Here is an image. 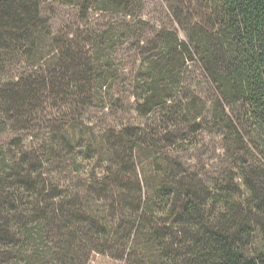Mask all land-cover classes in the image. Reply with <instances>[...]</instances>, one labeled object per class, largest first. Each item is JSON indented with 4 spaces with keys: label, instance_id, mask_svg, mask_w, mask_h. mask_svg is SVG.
<instances>
[{
    "label": "trees",
    "instance_id": "trees-1",
    "mask_svg": "<svg viewBox=\"0 0 264 264\" xmlns=\"http://www.w3.org/2000/svg\"><path fill=\"white\" fill-rule=\"evenodd\" d=\"M85 1L84 12L124 21L107 22L104 29L98 25L89 35L91 46L82 48L56 35L41 0H0V67L7 61L14 66L4 84L0 135L8 122L32 117L51 100L78 109L86 102L106 108L114 97L116 44L133 38L144 67L133 99L140 112H162V128L159 135L149 134L146 124L94 132L87 147L109 165L106 174L75 165V154L72 173L82 179L66 187L42 173V158L57 155L53 149L25 153L18 161L0 143V264H80L91 252L113 250L114 240L116 245L130 241L138 221L145 227L142 248L151 264H264V182L255 175L264 173V0L173 5L172 25L181 34L163 27L152 40L140 28L148 25L139 18L142 4ZM148 42L151 49L142 46ZM191 69L199 71L207 87L204 100L183 92V77ZM199 119L215 122L222 150L236 163L246 154L255 157L256 166H240L250 191L244 201L229 189L213 197L210 191L200 193L182 164L167 156L191 136L187 130ZM57 131L52 144L73 146ZM141 154L152 156V166L162 174L157 185L146 189L144 200L140 184L131 189L126 176L136 173L134 158ZM126 213L133 218L117 230L118 217ZM255 233L261 237L258 244Z\"/></svg>",
    "mask_w": 264,
    "mask_h": 264
},
{
    "label": "rangeland",
    "instance_id": "rangeland-1",
    "mask_svg": "<svg viewBox=\"0 0 264 264\" xmlns=\"http://www.w3.org/2000/svg\"><path fill=\"white\" fill-rule=\"evenodd\" d=\"M85 2V0H41L44 16L51 21L56 35L59 38H65V41L72 42V45L82 48L91 46L92 38L89 35L97 29H104L101 25L110 21L120 25L124 21V18L117 15H103L92 11L86 13L81 6ZM189 3L190 0H135V4H142L139 18L148 24L146 26L140 24V28L148 31L147 35L150 40L155 32L157 33L163 27L171 28L181 34L172 25L175 15L171 12L170 7L177 4H184L185 7ZM98 25L101 27L98 28ZM119 42L116 44L117 52L111 59L114 63L112 69L116 72V77L112 82L114 97L106 101V108L99 107L96 102L91 104L86 102L84 107L81 106L82 108L78 109L77 106L51 100L38 107L32 117L26 118V115L18 118L13 124L7 123L6 130L0 135V143L6 151L16 156L19 161L25 153L45 154L48 149H53L57 155L53 152L48 161L42 158L45 162L42 173L54 184L60 183L66 187V185H72V180L78 184L82 179L75 177L74 172L72 173L75 166L71 160L75 154H77V157L73 158L75 165L84 164L88 166L90 172L93 171L97 176L106 174L109 165L103 166L98 156L89 154L88 140H93L94 132L97 134L105 130L107 132L123 130L146 124L149 134L159 135L163 113L159 112V115L158 110H155L151 115H147L145 110L140 112V106L133 99V95L140 87V78L144 73V67L140 63L142 57L140 56L141 49L138 47L139 42L135 38L127 43ZM144 43L142 46L151 49L149 42L147 45ZM9 64L10 61H7L0 67V105L4 104V84L10 80L9 77L14 70V66L11 67ZM182 87H184L183 92H190L191 95H198L203 100L205 99L207 87L199 71L191 69L184 75ZM83 103L81 101V104ZM6 119L9 118L6 117ZM26 120L29 123L26 124ZM77 124H80V127L76 126L78 129H74L73 126ZM214 126L215 122L209 123V119L192 121L187 130L188 133H192L188 138L191 141L186 139L181 147L170 150L167 156L175 164H182L187 177H191L198 184L200 193L210 191L213 197L223 190L229 189L236 192L237 200L241 198L244 201L248 198L250 191L240 178V166H256L255 157L252 154H246V158L241 163H236L231 159L229 153L222 150L220 133ZM54 130H58L59 135L68 139L73 146L61 148L52 144L53 138H56L52 133ZM68 150L72 152V155L68 156ZM134 159H136L134 163L136 173H129L126 176L131 189L134 188L133 185L140 184L141 196L144 200L146 189L148 192L150 186L157 185L162 174L156 165L152 166L154 163L152 156L141 154L140 158L136 155ZM255 175H258L259 179L264 182L263 172L256 171ZM132 199L131 194L130 200ZM131 218L133 215L128 213L122 217L119 216L115 226L117 230L120 228V224L122 228H125ZM147 218L149 217L147 216ZM163 218L165 217H156L159 221ZM138 226L139 228L134 230L130 241L116 245L114 240L112 244L115 248L110 252L105 254L91 252L86 259H81L78 262L80 264H151L150 261L145 260L146 252L142 248V243L145 240L142 232L145 227L140 226L139 221ZM115 227L114 229H116ZM166 228H169L168 225ZM255 234V244H258L261 237L257 233Z\"/></svg>",
    "mask_w": 264,
    "mask_h": 264
}]
</instances>
